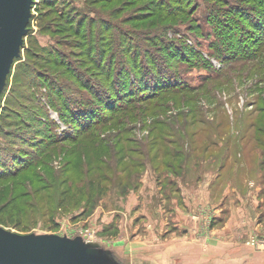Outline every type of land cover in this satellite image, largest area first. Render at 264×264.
<instances>
[{
    "label": "rangeland",
    "instance_id": "obj_1",
    "mask_svg": "<svg viewBox=\"0 0 264 264\" xmlns=\"http://www.w3.org/2000/svg\"><path fill=\"white\" fill-rule=\"evenodd\" d=\"M26 29L1 228L77 264H264V0H34Z\"/></svg>",
    "mask_w": 264,
    "mask_h": 264
},
{
    "label": "water",
    "instance_id": "obj_2",
    "mask_svg": "<svg viewBox=\"0 0 264 264\" xmlns=\"http://www.w3.org/2000/svg\"><path fill=\"white\" fill-rule=\"evenodd\" d=\"M33 3L0 0V93L18 57ZM71 249V241L56 235H17L0 227V264H77L62 255Z\"/></svg>",
    "mask_w": 264,
    "mask_h": 264
},
{
    "label": "trees",
    "instance_id": "obj_3",
    "mask_svg": "<svg viewBox=\"0 0 264 264\" xmlns=\"http://www.w3.org/2000/svg\"><path fill=\"white\" fill-rule=\"evenodd\" d=\"M163 12H165V16H166V15H167L166 11L163 10ZM15 59H17V57H16ZM15 59H14V60H15ZM8 74H9V73H8ZM7 76H8V75H7ZM6 78H7V77H6ZM80 121H81V120H80ZM80 121H79V122H80ZM263 136H264V134H263ZM260 148H261V147H260ZM262 149H263V151H264V147H262ZM177 151H179V150H177ZM1 163H2V162H1ZM2 165H3V164H2ZM4 167H5V163H4ZM4 175H5V172L2 174V176H4Z\"/></svg>",
    "mask_w": 264,
    "mask_h": 264
}]
</instances>
